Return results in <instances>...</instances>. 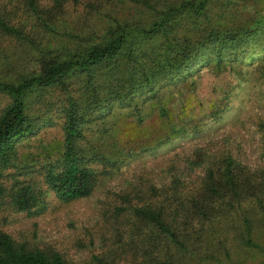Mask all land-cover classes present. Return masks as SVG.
Here are the masks:
<instances>
[{"label": "trees", "instance_id": "1", "mask_svg": "<svg viewBox=\"0 0 264 264\" xmlns=\"http://www.w3.org/2000/svg\"><path fill=\"white\" fill-rule=\"evenodd\" d=\"M113 1L93 0L84 12L86 20L102 14L99 9ZM135 1L151 5L149 0ZM243 1L183 0L160 10L148 24L120 21L109 14L107 23L84 21L82 27L88 29L69 31L58 26L57 18L65 6H77L80 0H0L4 66L20 67L5 53L10 44L26 46L21 53L24 63L32 60L37 66L24 75L0 78V95L9 99L0 112L1 203L7 199L16 211L38 214L51 198L67 203L89 196L96 186L95 165L110 173L128 158L122 145L110 150L101 146L109 136L104 123L117 105L142 123L145 113L139 105L153 101L164 117L168 106L160 91L187 82L210 66L216 73L225 68L239 73L242 67L255 65L264 81V16L224 26L216 21L217 14L213 17L214 3L228 12ZM65 23L63 19L61 24ZM38 107L60 108L63 140L57 154L43 150L44 162L37 161L42 164L35 167L30 162L37 159L26 160L19 147L52 117ZM95 124L102 127L93 128ZM223 154L209 161L191 188L179 179L161 187L151 183V196L135 204L133 197L141 193L135 186L115 205L114 217L124 218L127 232L138 241L135 250L142 245V264H192L195 258L202 262L207 253L213 255L208 250L223 232L220 226L240 229L235 220H241L242 242L258 248L253 219L264 220V169L250 170L230 151ZM204 155L196 151L187 160L198 165ZM6 181L12 182L10 189ZM207 226L213 227L210 232ZM0 264L67 263L59 252L28 248L0 231Z\"/></svg>", "mask_w": 264, "mask_h": 264}, {"label": "rangeland", "instance_id": "2", "mask_svg": "<svg viewBox=\"0 0 264 264\" xmlns=\"http://www.w3.org/2000/svg\"><path fill=\"white\" fill-rule=\"evenodd\" d=\"M92 1L80 0L77 6H65L57 18L58 26L66 30L69 27L84 30L88 29L82 27L84 21L90 25H98L101 21L107 23L109 14L120 21L148 24L156 19L160 10L183 0H149L150 6L135 0H116L102 6L99 9L102 14L86 20L84 12ZM218 4L213 5V17L217 14L216 21L219 20L222 26L242 25L259 14L264 16V0H245L228 12L222 11ZM83 13L82 20L76 25L74 22ZM63 19L66 25L61 24ZM6 46H9L8 42ZM10 48L5 53L11 61H19L20 67L8 70L4 66L7 62L4 61L5 54L1 53L0 78L36 70L32 60L23 61L21 53L26 46L10 44ZM261 60L264 61V53ZM260 72L255 65L242 67L239 73L228 68L216 73L210 66L187 82L160 91L163 104L168 106L164 117L159 114V108H153V101L141 103L139 107L145 113L142 123L127 113L130 110L115 106L104 123L109 136L101 146L107 150L113 145L114 148L116 145L126 148L128 158L120 168L105 173L101 165H95L96 186L89 196L67 203L51 198L38 214L16 211L7 205V199L3 203L0 201V231L28 248L59 252L67 264H142V245L139 251L135 250L138 241L127 232L129 225L125 226L124 218L116 219L113 214L115 205L125 193H131L133 187L138 186L141 193L137 192L138 198L133 197L132 202L141 204L151 196L148 193L151 183L161 187L179 179L185 187L191 188L204 175L209 161L217 160L226 151L250 170L264 169V126H261L264 125V81L258 77ZM8 102V97L0 95V112ZM35 109L52 117L37 135L19 147V155L26 160L36 158L30 163L39 167L42 163L36 162H44L43 150L50 156L61 151L63 118L60 108ZM98 126L101 125L95 124L93 128ZM196 151L205 154L204 161L198 165L190 164L187 159ZM35 178L41 177L36 175ZM11 185V181H6L7 189ZM253 223V240L258 248L242 242L241 220H235L236 228L240 229L220 226L219 231L223 232L211 241L208 250L213 255L207 253V259L202 262L195 258L192 264H264V220L254 218ZM212 228L205 227L208 232Z\"/></svg>", "mask_w": 264, "mask_h": 264}]
</instances>
